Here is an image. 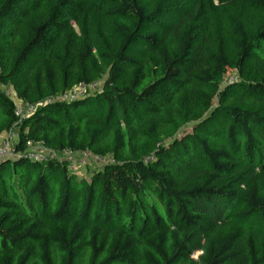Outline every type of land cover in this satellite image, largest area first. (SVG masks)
Listing matches in <instances>:
<instances>
[{"label": "trees", "instance_id": "16d2710c", "mask_svg": "<svg viewBox=\"0 0 264 264\" xmlns=\"http://www.w3.org/2000/svg\"><path fill=\"white\" fill-rule=\"evenodd\" d=\"M259 65L264 0H0V86L35 106L20 121L0 87V134L17 130L20 155L0 161V264H264L239 245L264 241ZM29 142L55 157L27 158ZM86 151L113 161L87 179L59 156Z\"/></svg>", "mask_w": 264, "mask_h": 264}, {"label": "rangeland", "instance_id": "374dc122", "mask_svg": "<svg viewBox=\"0 0 264 264\" xmlns=\"http://www.w3.org/2000/svg\"><path fill=\"white\" fill-rule=\"evenodd\" d=\"M255 22L260 21V17H261V12L260 11H256L255 9L252 10ZM254 24V23H253ZM259 71L261 73L264 72V67L260 68L259 65ZM238 79H240V76L238 74V72L234 71L231 72L226 78H225V82L222 85L221 89H224L225 86L238 82ZM103 82L99 81L97 84V90H101L102 86H103ZM3 91L6 93V95L15 103V104H21V100L18 99L17 94L15 93V91L13 90V88H5L0 86ZM217 103V101H216ZM202 105V104H200ZM211 112V109H206L205 105H202L199 107V110L195 113V115L197 116V120L195 122H199L201 121L205 116H207L209 113ZM189 123V124H180V125H172L170 128L162 131L159 134V146H163L165 148H168L171 143L175 140V139H180L181 137H183L185 134L187 133H192L193 132V128H194V123ZM17 132V130H16ZM9 132H4L2 134H0V141L2 139H4V137H6V135ZM12 142L15 143L17 142V138H11ZM60 157H67L69 158V160H71L72 162H74L75 167H77L78 170V174L83 177V178H87L90 179L89 174L87 173V169L88 168H99L100 166H103L104 164L108 163V162H112L113 158L112 156H107L106 158L103 159H99L97 158L98 156H94L92 155V157H90L89 160H83L81 153H76V154H71V153H65L63 155H59ZM180 182L182 183L183 179H179ZM259 184L264 185V176H261L259 178ZM220 226H214L213 230H211V232L209 233L208 237L210 240H216L219 237L223 236L224 234H226L228 232V227H222ZM243 232V231H242ZM249 241L251 242L252 246H249L253 249V252L255 255H258L261 251H260V247L264 249V241L258 242V239H255V237H253L251 234L249 233H242V239L239 245H241V247L245 248ZM241 250V248H238ZM251 252V250L249 251V253ZM200 252H196L194 254H192V258L197 260L198 257L200 256Z\"/></svg>", "mask_w": 264, "mask_h": 264}, {"label": "built area", "instance_id": "2783aa9c", "mask_svg": "<svg viewBox=\"0 0 264 264\" xmlns=\"http://www.w3.org/2000/svg\"><path fill=\"white\" fill-rule=\"evenodd\" d=\"M97 84L98 82L93 83L92 85L85 86L81 85L67 93H64L60 96L61 100L65 101H73L76 99H79L86 95V93L94 92L97 90ZM22 105L16 104V115L18 116L20 121H23L27 119L35 110V106L26 104L23 101H21ZM11 138H17L18 140V133L16 132V129L11 130L4 139L0 141V161L4 159H11L19 157L20 155H16L14 153V147L15 143H13ZM71 153L72 152H66ZM65 154V153H64ZM74 154V153H73ZM27 158L35 161V162H47L51 158L55 157V153L52 150H49L47 147L43 145V143H28V149L26 153L24 154ZM83 160H89L90 157H92V154L89 151L81 153ZM89 158V159H88ZM99 159H103L101 157H97ZM75 165H73V168Z\"/></svg>", "mask_w": 264, "mask_h": 264}]
</instances>
